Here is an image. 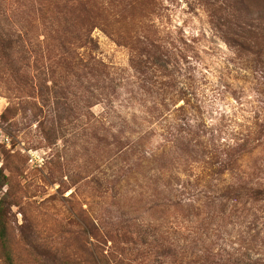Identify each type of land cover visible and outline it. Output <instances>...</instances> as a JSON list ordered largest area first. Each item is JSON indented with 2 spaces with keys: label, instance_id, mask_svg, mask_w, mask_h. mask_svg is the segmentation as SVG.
<instances>
[{
  "label": "trees",
  "instance_id": "trees-1",
  "mask_svg": "<svg viewBox=\"0 0 264 264\" xmlns=\"http://www.w3.org/2000/svg\"><path fill=\"white\" fill-rule=\"evenodd\" d=\"M199 1L214 32L233 51L235 63L254 75L264 93V7L254 10L248 0ZM168 9L160 0L4 2L0 91L71 109L60 84H66L68 77L80 80L84 72L87 131L93 129L94 146L101 144L104 138L94 129L105 126L92 108L103 99L120 97L121 86L114 83L109 65L99 55L93 33L102 30L129 50L136 93L146 107L133 117L135 123L140 119L148 126L145 131L128 132L131 121L121 117L114 155L124 162L123 179L146 169L143 177L152 182V190L141 192L146 196L143 207L187 206L189 214L192 209L209 210L204 217H217L223 224L212 231L201 229L185 224L192 219L189 215L178 218L172 213L174 220L166 225L139 217L132 226L126 217L121 226L101 229L87 217V264H228L231 260L225 255L236 257L232 264H264V114L255 115L238 135L227 136L207 124L194 48L182 33L164 26ZM42 125L48 128L45 122ZM45 134L50 137L47 129ZM91 145L87 143V151ZM111 145L108 142V149ZM7 179L0 168V193ZM6 198L0 195V264H16ZM228 222L231 228L225 227ZM229 245L232 251L225 248Z\"/></svg>",
  "mask_w": 264,
  "mask_h": 264
},
{
  "label": "rangeland",
  "instance_id": "rangeland-1",
  "mask_svg": "<svg viewBox=\"0 0 264 264\" xmlns=\"http://www.w3.org/2000/svg\"><path fill=\"white\" fill-rule=\"evenodd\" d=\"M160 1L169 8L163 19L164 26L182 33L194 48L193 62L207 124L221 129L227 136L244 132L255 115L264 114V93L257 88L254 75L235 63L233 51L214 32L199 0ZM4 2L21 5L25 0H0V4ZM248 2L254 10L259 5L264 7V0ZM93 36L99 44L100 57L110 67L114 83L121 84L120 97L103 99L92 108L98 123L105 126L98 124L100 128L94 129L104 138L101 144L94 146L93 129L87 131L84 72L80 80L68 77L66 84H60L66 90L71 109L56 102L46 105L41 99H17L11 93L0 91L3 132L0 168L8 177V184L0 195H7L9 242L16 264H87V217L101 229L121 226L126 217L131 218L132 226L139 217L149 224L166 225L174 220L173 214L178 218L189 215L193 220H185V224H197L201 229L212 231L223 224L217 217L206 219L204 212L209 210L192 209L189 214L187 206L178 210L143 207L146 196L141 192L152 190V182L143 177L146 169L123 179L124 162L114 155L119 130L123 127L121 117L131 121L128 132L145 131L148 126L140 119L135 123L133 117L146 107L136 93L129 50L117 45L100 29ZM38 67L42 73V64ZM56 70L62 72V69ZM42 122L48 126L50 137L45 134ZM108 142L113 144L109 149ZM87 143L92 144L89 151ZM125 204L132 210H125ZM225 227L231 228L230 223ZM176 236L182 243L183 236ZM111 243L107 239V245ZM225 248L233 250L230 245ZM225 256L231 260L228 264L236 259Z\"/></svg>",
  "mask_w": 264,
  "mask_h": 264
},
{
  "label": "built area",
  "instance_id": "built-area-1",
  "mask_svg": "<svg viewBox=\"0 0 264 264\" xmlns=\"http://www.w3.org/2000/svg\"><path fill=\"white\" fill-rule=\"evenodd\" d=\"M3 137V132H2V129L0 128V138ZM31 161H34V158H32Z\"/></svg>",
  "mask_w": 264,
  "mask_h": 264
}]
</instances>
